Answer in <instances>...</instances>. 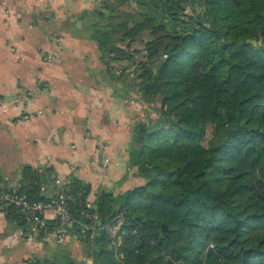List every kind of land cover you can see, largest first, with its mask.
<instances>
[{"label": "trees", "instance_id": "16d2710c", "mask_svg": "<svg viewBox=\"0 0 264 264\" xmlns=\"http://www.w3.org/2000/svg\"><path fill=\"white\" fill-rule=\"evenodd\" d=\"M98 1L77 16L105 68L130 79L145 109L157 101L155 115L131 125L134 183L93 198L78 177L63 184L74 218L96 213L81 255L58 247L28 264H83L85 253L92 264H264V0ZM51 174L22 166L19 191L44 198ZM0 210L27 236L16 208ZM43 224L37 240L57 221Z\"/></svg>", "mask_w": 264, "mask_h": 264}, {"label": "crops", "instance_id": "0c3cea01", "mask_svg": "<svg viewBox=\"0 0 264 264\" xmlns=\"http://www.w3.org/2000/svg\"><path fill=\"white\" fill-rule=\"evenodd\" d=\"M98 4L0 0V176L6 183L16 181L24 165L50 166L53 178L40 185L45 197L55 178L87 182L88 198L135 182L126 163L135 122L127 101L133 91L125 78L105 71L77 16ZM45 53L51 54L49 60L43 59ZM21 112L30 115L21 118ZM101 154L107 163L102 164ZM58 247L70 256L81 255L79 242L70 237L56 241L52 232L42 240L23 236L0 210V264H28Z\"/></svg>", "mask_w": 264, "mask_h": 264}, {"label": "built area", "instance_id": "2783aa9c", "mask_svg": "<svg viewBox=\"0 0 264 264\" xmlns=\"http://www.w3.org/2000/svg\"><path fill=\"white\" fill-rule=\"evenodd\" d=\"M51 58L50 53L43 55L44 60ZM16 101H21V97H16ZM29 113L21 112L19 116L26 118ZM102 164L108 162L107 157H101ZM6 177L0 176V203L12 205L21 214L22 219L27 225V238H34L37 233L44 230L43 220L50 219L57 221V226L52 232L56 241H62L66 237L79 242L85 237H91L94 230L93 221L96 219V213L88 215V220H77L69 211L66 195L63 191V184L66 180L54 179V189L44 198L32 199L26 193L19 191V184L16 181L6 183ZM40 188H42L40 186ZM90 206V201L85 202V207ZM118 222V221H117ZM83 264H92L91 255H83Z\"/></svg>", "mask_w": 264, "mask_h": 264}, {"label": "rangeland", "instance_id": "374dc122", "mask_svg": "<svg viewBox=\"0 0 264 264\" xmlns=\"http://www.w3.org/2000/svg\"><path fill=\"white\" fill-rule=\"evenodd\" d=\"M139 44V42H135L134 43V45H138ZM101 61V60H100ZM102 63V62H101ZM126 64H124L125 65V69L126 70H128V71H131L132 70V68H133V65H130L129 63H130V61H126L125 62ZM102 65L104 66V64L102 63ZM116 68H114V70H113V73L115 74V75H117L118 73H119V68L120 67H122V64L121 65H116L115 66ZM104 69H105V71H107L108 72V70L105 68V66H104ZM129 74H130V72H129ZM124 79L122 78V81H123ZM130 80V79H129ZM137 80V78L134 80V81H136ZM130 82V81H129ZM128 82V80L126 79L125 80V83L128 85V86H130L131 88H130V90H132L133 89V85L130 83V84H128L129 83ZM136 96H138V94L136 93L135 94ZM146 103V105L149 107V109H145L142 105H141V103L138 101V99L137 98H134L133 96H132V98H130V99H128V101H127V104H128V106H129V108H130V111H131V113H132V115H134V118H135V122H140V121H142L143 119H145L146 117H147V113H148V115L149 116H154L155 115V112L152 110V108L154 107V106H156V104H157V101H146L145 102ZM134 123V122H133ZM209 133H210V125L209 124H207L206 125V128H205V136H204V138H203V140H202V143H205V139L209 136ZM102 156H104V154H101V156H100V158L102 157ZM129 176L130 177H132L134 180H136L135 178L136 177H134V175L133 174H129ZM133 179H132V181H133ZM99 191V190H98ZM89 196V195H88ZM118 222H116V223H114L113 225H112V227L110 228V233L111 234H113L114 233V230L116 229V227H117V224ZM93 234V233H92ZM110 234V235H111ZM116 240V239H115ZM50 244L51 245H53V243L52 242H50Z\"/></svg>", "mask_w": 264, "mask_h": 264}, {"label": "water", "instance_id": "95a60500", "mask_svg": "<svg viewBox=\"0 0 264 264\" xmlns=\"http://www.w3.org/2000/svg\"><path fill=\"white\" fill-rule=\"evenodd\" d=\"M161 229L164 230V224L163 223H161Z\"/></svg>", "mask_w": 264, "mask_h": 264}]
</instances>
